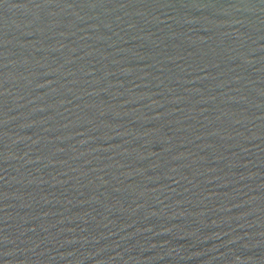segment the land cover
<instances>
[{"label": "water", "instance_id": "obj_1", "mask_svg": "<svg viewBox=\"0 0 264 264\" xmlns=\"http://www.w3.org/2000/svg\"><path fill=\"white\" fill-rule=\"evenodd\" d=\"M0 264H264V0H0Z\"/></svg>", "mask_w": 264, "mask_h": 264}]
</instances>
